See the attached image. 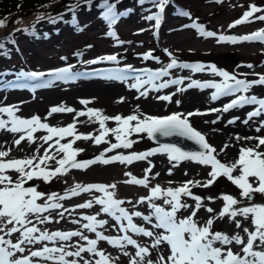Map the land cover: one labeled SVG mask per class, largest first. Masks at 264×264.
I'll return each mask as SVG.
<instances>
[{
	"label": "snow or ice",
	"instance_id": "snow-or-ice-1",
	"mask_svg": "<svg viewBox=\"0 0 264 264\" xmlns=\"http://www.w3.org/2000/svg\"><path fill=\"white\" fill-rule=\"evenodd\" d=\"M143 3L144 0H139ZM159 11L155 15L146 17L149 21H155V28L159 29L163 19V13L170 0H153ZM222 2V0H217ZM119 3V0H117ZM117 3H109L104 0L102 7L104 9L102 15L111 28L119 19L121 13L117 12ZM256 13H264V8L258 7L255 4L249 5L242 17L233 24L230 28L236 27L244 23H251L253 19L264 21V14L256 16ZM182 16H189L187 12H181ZM6 27L4 20H0V28ZM202 36L216 37V33L205 31L203 26L192 24ZM108 36L117 39L115 31H109ZM219 42H251L260 41L264 43V29L255 33L235 37V36H219ZM3 44L0 43V48ZM167 51V50H166ZM171 56V54L169 53ZM143 59H156L151 52L144 54ZM103 61L117 62L116 55H108L100 57L88 63L96 64ZM207 67L210 72L222 78V83H201L193 80L187 85L188 88L215 89L211 95L212 101H217L221 97L232 96L235 93H247L254 85L264 86V75H259L257 80L246 81L238 79L236 75L229 74L227 71L218 69L215 65L203 64H187L178 63L176 59H171V62L166 67L159 71L142 70V75L147 77L142 79L140 75L135 77L136 82L131 85L139 96L147 98L149 91H160L171 85L184 84V78L171 79L170 81L157 85L156 81L162 77L169 76V70L181 68L191 69L192 72H203ZM247 67L252 68L251 64ZM137 70L127 66L125 69L116 70L114 72L103 73L102 78L106 80L124 81L128 77L126 73L135 72ZM49 76L53 79L45 80L44 77ZM80 76L79 73L74 74L71 67H65L55 70L50 73L43 72H23L18 75V79L26 81H39L31 86V90L35 91L38 88H48L55 80L64 82L75 81ZM145 85H150L149 89H145ZM17 87H28L27 84H18ZM145 89V90H141ZM184 88H178L177 91H185ZM159 100L172 102V95H163L157 97ZM119 102H123L120 98ZM82 104L90 103L88 100H82ZM179 104V101H176ZM245 105H256L255 110L247 114V119L243 123L247 124L254 117L264 115V98H258L256 95L245 96L241 95L231 102L226 103L223 108L211 109V112L227 113L234 108H243ZM18 109L15 106L0 107V114H5L8 119H0V130H6L10 133L17 134L19 137L13 141L14 145L19 147L22 141H27L29 144L36 143L34 134L40 130L47 133L39 139L43 143L35 149V153L23 159H6L9 157V150H0V264H115L119 257H111L102 250H98V241H106L113 248L120 249L124 256L129 253L125 251L126 246L135 248V256L130 258L129 264H264V203H252L257 194L264 198V136L246 137L243 139L256 140L257 143L250 147H241L238 152V159H235L231 164L222 163L216 155L217 149L210 145L206 137L194 129L188 119L193 115H206L199 111L184 113H173L163 117H156L140 113L131 114L128 116L115 115L109 117L103 115L100 110L89 109L87 112H79V116H87L90 121L99 124V135L79 134L76 129V124L72 123L66 127H52L49 124L41 121L39 116L32 118H21L16 115ZM75 109L70 107H52L50 114L54 113H72ZM217 120H212L215 124ZM239 117L230 119L227 123L234 124ZM115 122L116 127L109 128L107 121ZM264 128V121H261L260 127L256 128L257 132ZM146 134L149 139H154L158 135L183 136L194 140L202 149L200 152L189 153L184 152L175 145H163L159 148H154L143 153H132L129 155L118 154L109 158H105V153L112 152L115 149H131L136 141L130 139L133 134ZM114 136L116 143H111L108 136ZM72 139L67 143H61L66 138ZM239 141L241 137L237 136ZM78 140H93L96 145L101 143L109 144V147L101 153L100 156L88 160L78 161L77 156L83 149L74 148L73 145ZM47 144L43 154H40V147ZM228 146L225 145L221 151H224ZM157 153L167 154L169 161H174L173 167L178 166L179 162L188 160L209 166L208 173L210 179L201 183L200 181L189 180L175 189L169 187L164 189L159 185L149 187L148 174L152 172L154 165L149 162V167L144 170V178H136L131 173H125L130 179L125 180L126 184L142 186L149 190V195L140 197L136 204H147L151 209L150 214L144 215L141 211H132L122 205L125 203L132 204L131 200L116 198L115 183L110 185L104 184H88L82 185L76 183L73 187L65 191L64 194L52 193L47 195L39 192L34 186H26L29 181L34 179L43 180L45 183H50L52 179L59 176L67 175L70 170H86L91 165L110 164L119 162L121 164H132L136 161H144L148 157ZM59 157V158H58ZM55 163L56 167H49V163ZM239 170V175H233ZM12 173L16 175L13 176ZM172 174L171 169L168 172ZM187 174V173H185ZM156 173L155 176H158ZM153 176L152 178H155ZM227 178L233 185L240 190V197L237 199L229 194H222L220 197L223 200V207L218 213L211 207H205L203 199L194 195L191 187H210L215 181L220 178ZM102 193V196L94 197L84 203L75 205L73 208H65L60 201L71 199L79 196L81 193L91 192ZM182 197H189L195 203L189 205L182 202ZM156 200H161V204L155 203ZM210 202L214 200L209 197ZM43 201V203H39ZM242 201H247V206H240ZM94 205H99V211L93 215H81L79 219H72L71 223L80 226V230L70 231H51L42 229L40 225L51 224L53 222L60 223L64 219L65 213L75 212L76 209H92ZM135 208L136 205H133ZM204 208L209 213H216L209 216L203 224L197 219V214ZM58 211V218L51 215L52 211ZM191 209L188 215L178 216L181 210ZM48 213V215H45ZM103 213L111 217L116 225L119 226V231L125 233L123 236H107L98 229H104L108 225V220L98 219V216ZM141 218L147 224H150L152 229L162 230L153 231L145 227L138 226L133 222V218ZM228 219L233 225V234L227 232L213 231V226L218 220ZM153 218L155 222L153 223ZM81 221H86L82 223ZM126 221V225L125 222ZM244 222H247L246 224ZM115 227V226H113ZM85 230L95 234V239H90L85 234ZM128 232L136 235L151 238V248L160 249L161 245H166L168 251L166 254L161 250L155 260L146 259L151 256L150 248L137 243L135 239L127 235ZM241 232L244 235H241ZM73 238H78L75 244H68L73 241ZM83 241L84 243H79ZM47 242V243H45ZM61 242L60 246L49 247L48 244L55 245ZM40 245L41 247L35 250H29L28 246ZM219 245V246H217ZM239 246V251H235L234 247ZM74 249V250H72ZM27 252V254H25ZM89 254L98 259L85 258L83 254ZM19 254V255H18ZM71 258V259H69Z\"/></svg>",
	"mask_w": 264,
	"mask_h": 264
},
{
	"label": "rangeland",
	"instance_id": "rangeland-1",
	"mask_svg": "<svg viewBox=\"0 0 264 264\" xmlns=\"http://www.w3.org/2000/svg\"><path fill=\"white\" fill-rule=\"evenodd\" d=\"M178 1H180V5L184 8L183 12L189 13V16H185V18H175L171 17L166 11L165 23L160 29H158V31L157 29L153 31V24L150 25V23H147L144 20L139 22L130 18H122L116 24V30L119 34L118 40L123 43H119L117 40H114L113 37L111 38L107 35L108 31L105 29L106 25L104 23L98 24L96 22H92L87 26L85 34L77 35L72 31L69 33L65 32L64 36L60 39L55 40L50 44L45 43L37 46L33 56H30L29 52L27 55L25 51L16 53L17 56L15 55V52H11L9 60L12 65H19V69L14 70L13 72H7L0 64V82L8 79H18L19 73L25 68L29 72L36 71L43 73H50L65 67H71L72 72L79 70L82 72H96L104 68H121L120 70H122L127 66H131V68L137 71L145 69L159 71L160 69L166 67L167 64L171 62V59H176L178 63L203 64L205 66L215 65L218 69L227 71L229 74L236 75L238 79H245L249 82L257 80L259 75H264V43L260 41H238L237 43H230L219 42L217 39L221 35L241 37L264 29V21L255 19H253V22L251 23H244L232 28L229 27V25L233 24L234 21L242 17L243 13L248 10L249 5L255 4L258 7L264 8V0H222V2L219 3L217 0ZM262 14L264 13H256L255 15L259 16ZM192 24H199L203 26L206 32L211 31L216 33V37L202 36L195 28L191 27ZM148 52H151L153 57H157L158 60L151 59V63H146L147 60L143 59V56ZM108 55H116L118 61H103L96 64L88 63L89 61ZM230 56L233 58L232 61L224 60L225 57ZM249 64L253 67H247ZM6 69L10 70L8 66H6ZM169 73L168 77H162L160 79L162 80L161 83L178 78L180 73H183L182 76H185V78L187 77V81H184V84L182 85L170 84L169 87L161 89L160 91H149V97L144 102L133 101L131 96L124 93L123 96H111L110 105L108 103H102L99 100V97L94 94L95 91L93 92V90H91L92 88L80 92L76 90V88L80 85H90L91 81H95L94 79H97L88 78L78 80L77 82L75 81V83L70 81L64 82L61 80H55L50 87L41 90V93H39V91L27 92L21 87H17L15 85L14 89L11 91L18 90L19 93H27V96H32L34 93L35 98L32 97L29 99L30 101L25 100L18 104L16 103L19 100L16 98L13 99L12 104H8L10 97L4 99L2 98L0 99V107L15 106V108L18 109V111H16V115L19 117L28 119L33 116H39L42 122L47 123L52 127H66L69 124L75 123L79 134L99 135V124L90 121L87 116H79V112H87L89 109H95L100 110L103 115H107L109 117H113L115 115H122L126 117L131 114L139 115L140 113L156 117H163L173 113L187 114L189 112L199 111L197 109L182 108V104L184 102L183 98L186 97L185 91L191 92L195 89L187 87L191 81L196 80L201 83L223 82L221 77L213 75L207 67L203 72L194 73L192 70L186 72V69L176 68L169 70ZM128 74L132 76V73ZM131 76L128 81L130 84H134L136 82L135 77L137 75H134L133 77ZM140 76L142 79L147 78L143 75ZM44 79L48 80L53 78L45 76ZM21 80L23 79L15 80V82ZM150 87V85H145V89H149ZM178 88H184L186 90L177 91ZM203 90L208 91L210 97L215 92V89L206 88ZM8 93H10V91ZM253 94L256 96H262L260 98H264V86L254 85L249 92L235 93L232 96L226 97L223 102L229 103L231 98L236 99L241 95L252 96ZM136 95L138 96V92H136ZM163 95H172V102L157 99V97ZM120 98H123V102H119ZM178 98L180 100H178ZM82 100H88L90 103L87 105L82 104ZM176 101H179V104H177ZM226 103L223 104L225 105ZM224 105H222V107ZM56 106L66 108L70 107L75 109V111L72 113L62 112L50 114V109ZM256 107L250 105L249 112L255 110ZM203 113L212 112L207 110ZM0 119L7 120L8 117L5 114H0ZM188 119L192 127L201 132L206 137L207 142L217 149V152L214 155H216L222 163L231 164L235 159H238V152L241 147L253 146L251 144L246 146L243 144L238 145L239 142L233 144L229 142L220 143L212 133L213 126L209 115L207 117H204L203 115H193L188 117ZM106 124L109 128L116 127L115 122L112 120L107 121ZM44 135H47V133L43 130L34 134L36 140L39 142V146L43 143V141L39 138ZM71 139V137H68L61 141V143H67ZM106 139H108L111 143H116L114 136L110 135ZM130 139L136 141L131 149H115L112 152L105 153V158H108V155H129L132 153H143L145 151L158 148L157 145L151 144L147 135L143 133L133 134ZM146 140H148L149 143H147ZM225 145L228 147L224 151H221ZM27 146L29 149L31 147H33V149L37 147L36 144H29L27 141H22L19 146L21 151L17 149L15 152L11 147L7 148V146L4 147L5 149L0 148V150L11 149L9 157L6 159H23L30 157L26 156L24 151H22ZM47 147L48 145L44 144L43 147H41L40 154H43L44 149ZM73 147L83 149V151L77 156L78 161H88L100 156L101 153H104V150L109 147V144L101 143L100 145H96L93 140H78L75 142ZM149 162L154 165V167H152V172L148 174L149 187L159 185L164 189L169 187L175 189L189 180L200 181L203 183L210 179L208 173L211 169L209 166H202L195 162L184 160L179 162L178 166L173 167V164L176 162L169 161L167 154L157 153L156 155L148 157L144 161H136L130 165L121 164L117 161L115 162V164L118 165L117 167H115L114 164V167L104 169L107 170V172L103 170L93 172L94 168H107L101 167L102 165L97 163L91 165L86 170L72 169L67 175L54 178L50 183H45L40 179H34L29 181L26 186H34L39 192L50 195L52 193L64 194L65 191L70 189V184L75 185L76 183H80L82 185H110L115 183L117 185L115 190L116 198L124 199L125 201H132V204L125 203L122 205L123 207L127 208L129 212L141 211L144 215H148L151 212L148 205L146 203L136 204V202L139 200L140 195L141 197L149 195V190L142 186L126 184L124 181L130 179V177L126 176L125 173H131V175L136 178H144V170L149 167ZM107 166H110V164H107ZM49 167H56L54 161L49 163ZM169 169H171V175L168 174ZM113 170L114 172H112ZM156 173H159V175L155 176ZM12 175L15 176L16 174L12 173ZM233 175H239V170L234 172ZM153 176H155V178H152ZM190 187L194 195H198L203 199L205 207L215 209L216 213H218L223 207L224 202L220 198L222 194H229L237 199H242L240 197V190L225 177L218 178L214 184L207 188ZM98 196H102V193H97L95 191L91 193H81L76 198L78 201H66V204H73L75 206ZM209 197H211L214 202H210L208 200ZM182 202L193 206L195 203L189 197H182ZM39 203H43V201H39ZM155 203L161 204L162 201L156 200ZM252 203H264V198H261L260 195L257 194ZM247 204V201H242L240 206H247ZM133 205H136V207L134 208ZM94 207L96 209H87V211L79 213V210H76L71 214H66L67 218L60 220V225L51 223L40 225V227L42 229H47L49 232L57 230H80V226L72 224L71 220L79 219L81 215L96 214L99 211L100 206L94 205ZM190 211L191 209H182L181 212L178 213V216H186ZM216 213L209 214L204 210V208H201L197 214V219L200 223H204L209 216L215 215ZM99 216V219L108 220L109 223L104 229H98V231H102L107 236L125 235V233L119 231V226L116 225V222L111 217L103 213L102 216L101 214ZM53 217L58 218L56 215ZM227 221V217L223 220H218L213 226V231L226 232ZM133 222L138 226L153 230L151 225L144 222L141 218L134 217ZM154 222L155 220L153 218V223ZM82 223H86V221H81V224ZM124 223L126 225V221ZM112 232L113 234H111ZM85 234L88 235L90 239L96 238L94 233H89L86 230ZM127 235L135 239L140 245H142L141 243L143 240H146L144 239V236L136 235L131 232H128ZM241 235L244 234L241 232ZM77 240L78 238H73V241L67 243L75 244ZM60 243L57 242V247L60 246ZM79 243L83 244L84 242L80 241ZM151 243L152 241L148 240V242L144 243V246H148L147 244L150 245ZM48 246L53 247L56 246V244ZM109 246L111 245L98 241V250H102L101 247L109 250ZM39 247L41 246H34L31 250H35ZM114 249L116 251L110 250L112 252H108V255L113 258L119 257L115 264H129L130 256L135 255L136 251L135 248L129 245L126 246L125 249H128L130 254L128 256H121L122 252L120 249ZM150 249L153 250L151 247ZM234 250L239 251V246H235ZM83 255L88 259H95V257L90 256L87 253ZM146 259H153V257H146ZM48 264H51V262H48Z\"/></svg>",
	"mask_w": 264,
	"mask_h": 264
},
{
	"label": "trees",
	"instance_id": "trees-1",
	"mask_svg": "<svg viewBox=\"0 0 264 264\" xmlns=\"http://www.w3.org/2000/svg\"><path fill=\"white\" fill-rule=\"evenodd\" d=\"M108 2L117 3V0ZM103 3L104 0H0V20L6 24V27L0 28V43L3 44L0 48L1 66L7 72L18 70L19 65H12L9 60L11 52L16 55L25 51L27 55L29 52L33 56L37 46L50 44L64 36L65 32L85 34L87 26L92 22L104 23L105 29L108 32L115 31L119 39L116 24L122 18L149 23L146 17L159 11L153 0H144L143 3L139 0H119L117 12L122 15L109 28L102 15ZM183 10L178 0H170L165 9L171 17H184L180 15ZM24 71L29 72L26 68Z\"/></svg>",
	"mask_w": 264,
	"mask_h": 264
},
{
	"label": "bare ground",
	"instance_id": "bare-ground-1",
	"mask_svg": "<svg viewBox=\"0 0 264 264\" xmlns=\"http://www.w3.org/2000/svg\"><path fill=\"white\" fill-rule=\"evenodd\" d=\"M148 60H149V63H151V59H148ZM189 70H191V69H186V72H188ZM182 75H183V73H180L178 75V78H184V81L186 82L187 77L185 78V76H182ZM133 76L134 75H132L131 77H133ZM89 79H92V78H89ZM78 80H80V78H77L75 81L77 82ZM82 80H84V79H82ZM94 80L95 81H91L90 85H80L79 87H77L78 89L76 88V90L80 92V91H84L86 89L92 88L91 90H93V92L95 91L94 94L99 97V100L102 103H108L109 105H110L111 96H115V95H122L123 96V94L126 93V94H128V96H131L133 98V101L144 102L145 100L148 99L149 94H150V93L148 94L147 98L141 97L139 99H136V97H137L136 92L137 91L135 89L131 88L132 84L129 83V81H128L129 78H127L124 81L106 80V79H103L101 77L94 79ZM75 81L70 80V82H74V83H75ZM161 81L162 80H158V81H156V83L159 84V83H161ZM43 89H45V88H38L33 92L39 91V93H41V90H43ZM141 90H144V89H141ZM197 91H199V92H197ZM8 92H9L8 89L0 90V99L10 97L8 104H12L13 99H15V98L17 100H19V101H17L16 104L21 103L25 100L30 101L29 99H31L32 97L35 98L34 93L32 94V96L31 95L27 96L26 95L27 93H24V92L19 93L18 90L10 91V93H8ZM185 95H186V97L183 98L184 102L182 104V108H191V109H195V110L197 109V110H199V112H202V111L204 112L207 110L210 111L211 109H216V108H223L222 107V105H224L223 103H226V102H223V100L226 99V97H221L217 101H212L208 91L199 90L197 88H195L191 92L185 91ZM37 96H38V94H37ZM138 96H139V93H138ZM257 97L260 98L262 96H257ZM180 99H181V96H180ZM180 99L178 98V100H180ZM231 100H232V98H231ZM252 106L256 107V105H252ZM249 110H250V105H245L243 108H234L227 113L212 112V113H207L206 115H203V116L207 117L209 115L211 118V121L217 120V118H219L217 123H215V124L211 123V124L213 126L212 133H213V135H215V138L217 140H219L220 143L229 142V143L233 144V143L239 142L238 145H242V144L244 146L250 145V144L255 145L257 143L256 140H247V139H243V138L264 136V128H261L260 132L256 131V128L260 127L261 121H264V115H262L261 117H254L247 124H245V123H243V121L245 119H247V114L249 113ZM236 117H239V119H237L234 124H228L227 123L230 119H233ZM19 135H20L19 133L13 134V133H10L6 130H0V148H4L5 146H7V148L11 147L12 150H14L15 152L17 149L19 151H21L20 148L15 146L13 143V141L15 139H17L19 137ZM237 136L241 137V139L239 141L236 139ZM38 143L39 142L36 140V143H34V144H36V146L39 147ZM36 148L33 149V147H31L29 149L27 146L22 151H24L26 156H32L35 153ZM40 153H41V147H40ZM112 156H115V155H108V158L112 157ZM114 164H115V162L110 163V166L101 164L102 165L101 167H107V168H101V167H100L101 169H95L94 168L93 172L94 171L97 172L98 170H103V171L107 172V170H104V169L114 167L113 166ZM117 166L118 165L115 164V167H117ZM112 172H114V170ZM110 174H112V173H110ZM73 186H74L73 184H70L69 187L71 188ZM77 197L78 196L72 197L71 199H68L65 201H60V203H62L64 205V207H68L69 209H71L74 207V205L73 204H66V201H68V202L73 201V200L78 201V200H76ZM140 197H141V195H140ZM79 204H81V203H79ZM93 209H96V208L93 207ZM76 210H79L78 213L87 211V209H76ZM58 211H63V209L52 211L51 215L57 216ZM47 214L48 213H46L45 215H47ZM66 214H68V212L65 213L64 219L67 218ZM101 216H102V213H101ZM99 217H98V219H99ZM53 223H55V222H53ZM244 223H247V222H244ZM55 224L60 225V223H55ZM201 224H203V223H201ZM226 228H227L226 232L230 235L233 234L234 230H236V229H234L233 225L229 223V221L226 222ZM153 231H161V230L153 229ZM111 234H113V232ZM144 239H146V240L145 241L143 240V242L141 243L142 246H144L145 245L144 243L148 242V240H151V238H148V237H144ZM101 242L106 243L108 245V243L106 241H101ZM58 243H60V242H58ZM48 245H53V244H48ZM56 245H57V243H56ZM147 245L150 248L151 244L150 245L147 244ZM35 246H37V245H35ZM217 246H219V245H217ZM32 247H34V246H28L29 250H31ZM108 248H109V250L103 249V247H101L102 251H104L106 254H108V252H112L110 250H115L112 246H109ZM167 249L168 248L166 245H161L160 249H153V250L150 249V252H151L150 257H153V259L155 260L157 258V256L160 254L161 250H163V253L166 254L168 251ZM125 251H127L130 254L128 249H125ZM25 254H27V252ZM121 256H123L122 253H121ZM134 256L135 255H131L130 258H132ZM130 258H129V260H130ZM95 259H98V257H95Z\"/></svg>",
	"mask_w": 264,
	"mask_h": 264
},
{
	"label": "water",
	"instance_id": "water-1",
	"mask_svg": "<svg viewBox=\"0 0 264 264\" xmlns=\"http://www.w3.org/2000/svg\"><path fill=\"white\" fill-rule=\"evenodd\" d=\"M224 60L232 61L233 58L231 56L225 57ZM149 141L159 147L163 145H175L176 147L180 148L182 151L189 153L202 151L200 146L194 140L188 139L187 137H183V136L164 137L158 135L154 139H149Z\"/></svg>",
	"mask_w": 264,
	"mask_h": 264
}]
</instances>
